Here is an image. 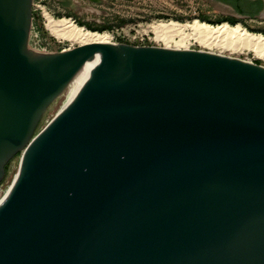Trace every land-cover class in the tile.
I'll return each instance as SVG.
<instances>
[{
	"label": "water",
	"instance_id": "95a60500",
	"mask_svg": "<svg viewBox=\"0 0 264 264\" xmlns=\"http://www.w3.org/2000/svg\"><path fill=\"white\" fill-rule=\"evenodd\" d=\"M33 1L0 0V184L20 156L0 264H264V66L123 42L38 52Z\"/></svg>",
	"mask_w": 264,
	"mask_h": 264
},
{
	"label": "rangeland",
	"instance_id": "374dc122",
	"mask_svg": "<svg viewBox=\"0 0 264 264\" xmlns=\"http://www.w3.org/2000/svg\"><path fill=\"white\" fill-rule=\"evenodd\" d=\"M50 14L55 19L71 18L76 24L93 31H107L115 35L117 42L133 45H152L163 47V42L155 39L151 26L161 20H176L182 23L195 19L218 25L228 22L231 25H242L251 33L264 34V16L256 19L234 18L208 0H73V7H67L58 0L33 1V19L29 39V47L38 51V47L47 46L51 52L78 47V43L58 39L48 28ZM190 49L210 51L226 56L240 58L264 66V57L256 55L252 50L232 51L219 47H209L194 43ZM223 49V50H222ZM40 52V51H38ZM64 95V94H63ZM58 97L46 111L37 131L42 130L61 110L65 97ZM20 164L17 155L9 163L3 182L0 184V198L11 185Z\"/></svg>",
	"mask_w": 264,
	"mask_h": 264
},
{
	"label": "bare ground",
	"instance_id": "6f19581e",
	"mask_svg": "<svg viewBox=\"0 0 264 264\" xmlns=\"http://www.w3.org/2000/svg\"><path fill=\"white\" fill-rule=\"evenodd\" d=\"M47 17L49 30L60 40H70L79 45L111 42L112 34L107 31H93L67 17L55 19L50 14ZM151 28L155 39L168 48L190 49L192 44L200 43L232 51L252 50L256 55L264 57V34L251 33L240 24L223 22L215 26L199 19L187 23L161 20ZM75 86L76 81L72 79L64 92L65 101L62 107L69 102Z\"/></svg>",
	"mask_w": 264,
	"mask_h": 264
},
{
	"label": "flooded vegetation",
	"instance_id": "af4514ba",
	"mask_svg": "<svg viewBox=\"0 0 264 264\" xmlns=\"http://www.w3.org/2000/svg\"><path fill=\"white\" fill-rule=\"evenodd\" d=\"M92 2H103V0H88ZM217 6L228 10L230 18L256 19L264 16V0H211ZM230 7L233 10H230ZM239 17H238V16ZM9 171V163L7 172Z\"/></svg>",
	"mask_w": 264,
	"mask_h": 264
},
{
	"label": "built area",
	"instance_id": "2783aa9c",
	"mask_svg": "<svg viewBox=\"0 0 264 264\" xmlns=\"http://www.w3.org/2000/svg\"><path fill=\"white\" fill-rule=\"evenodd\" d=\"M39 2H42L43 0H38ZM47 14V13H46ZM118 40H117V38L115 37V35H112V38H111V42H117ZM38 51H40V52H51L50 50H48V48H47V46H45V47H41V46H39L38 48ZM63 50H65V48L63 49ZM8 190V189H7ZM6 193V192H5ZM4 197V195L0 198V201H1V199Z\"/></svg>",
	"mask_w": 264,
	"mask_h": 264
},
{
	"label": "trees",
	"instance_id": "16d2710c",
	"mask_svg": "<svg viewBox=\"0 0 264 264\" xmlns=\"http://www.w3.org/2000/svg\"><path fill=\"white\" fill-rule=\"evenodd\" d=\"M231 19H234V18H231Z\"/></svg>",
	"mask_w": 264,
	"mask_h": 264
}]
</instances>
